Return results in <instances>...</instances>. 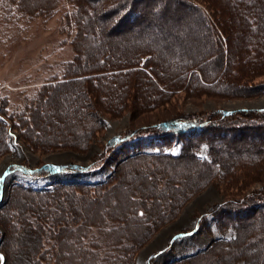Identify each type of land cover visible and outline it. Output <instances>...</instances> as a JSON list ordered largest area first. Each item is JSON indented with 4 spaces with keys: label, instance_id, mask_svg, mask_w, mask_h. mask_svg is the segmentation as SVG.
Instances as JSON below:
<instances>
[{
    "label": "trees",
    "instance_id": "obj_1",
    "mask_svg": "<svg viewBox=\"0 0 264 264\" xmlns=\"http://www.w3.org/2000/svg\"><path fill=\"white\" fill-rule=\"evenodd\" d=\"M150 1L0 0L4 13L27 19H51L68 5L62 31L73 49L60 77L43 84L20 111L9 112V99L0 96V157L12 151L10 127L38 150L86 152L107 114H143L180 91L190 97L264 91V83L254 85L264 76V0H162L155 9ZM177 9L185 21L170 13ZM156 22L159 28L152 27ZM66 98L73 100L59 112ZM48 105L49 115H63L69 125L44 126L48 118L40 112ZM244 135L262 140L236 144ZM222 136L232 143L223 152L216 141ZM118 150L124 157L105 180L12 184L0 204L3 264H135L137 251L211 183L237 190L197 216L198 227L220 236L168 264H264V185L247 190L264 180V108L130 129L108 139L84 166L20 163L7 171L78 176Z\"/></svg>",
    "mask_w": 264,
    "mask_h": 264
},
{
    "label": "rangeland",
    "instance_id": "obj_2",
    "mask_svg": "<svg viewBox=\"0 0 264 264\" xmlns=\"http://www.w3.org/2000/svg\"><path fill=\"white\" fill-rule=\"evenodd\" d=\"M162 3L164 4L162 0H151L150 7L155 9ZM170 7L174 9L172 4H170ZM67 8H69L68 5L63 4L51 19H27L8 15L0 7V96H6L9 99V112L20 111L25 106V102L43 84L47 83L49 79L59 78L60 76L56 75L61 74L62 64L72 58L71 38L66 32L62 31L64 12ZM170 13L178 15L179 20H186L183 15L186 13H182L178 9L172 10ZM163 16L165 17V15ZM159 19L163 18L159 16ZM172 25L170 24L169 32L177 35L178 33L174 32L175 28ZM137 27H141V25H137ZM152 27L159 28V24L156 22ZM130 32L133 33V29L127 31V33ZM147 33H150V31ZM116 34L121 36V33ZM214 53L216 51H213ZM263 83L264 76L258 79L254 85H262ZM73 88L75 90V87ZM72 100L69 98L61 100V103L57 105L59 112H61L60 109H63L64 101L68 103ZM257 108H264V91H260L258 87L253 88L250 92L241 91L234 94V96L203 94L198 97H190L189 93L180 91L174 94L169 102L163 106L143 114L138 115L126 110L119 116L105 115L107 122L105 128L103 131L98 132L97 139L95 138L91 142L86 152L62 147L50 148L45 151L38 150L21 140L17 132L10 127L8 136L12 151L0 157V204L5 202L10 187L18 180L32 182L41 187L49 186L57 181L77 180L79 177L84 181L92 182L105 180L106 176L113 171L117 162L124 157V153H121L122 150L115 151L107 158L106 162L101 164L100 168L94 170L95 172H82L78 176L75 175V172L57 171L33 178L18 170L11 169L8 172L9 166L20 163L31 168L42 163L84 166L89 164L91 159L101 152L102 146L108 139L124 131L145 125H154L185 115H209L217 110L238 111L239 109L256 110ZM48 109L49 105L40 112L42 116L48 118V120L44 119V126H51L55 129L56 127L64 128L65 125H69L67 121L63 122V115H59L58 119L55 114L49 115ZM33 124L35 128H40L36 122H33ZM261 140L260 137L244 135V137L236 140V144L242 142L259 143ZM216 141L221 152H223L226 145L232 144L228 138L223 136L216 139ZM263 185L264 180H260L251 183L247 190L262 188ZM234 192L236 193L237 190H226V186L224 187L221 184H209L203 191L193 196L174 219L161 226L137 251L135 264H148L150 261L152 264H168L175 258H181L186 254L205 248L221 233L217 230L208 233L204 228L198 227L196 223L197 216L207 212L214 205L233 198ZM210 221L213 222L212 219ZM1 232L0 228V238ZM225 235L230 236V233ZM0 255L3 257L1 247ZM152 256L154 257L151 258ZM0 264H3V260H0Z\"/></svg>",
    "mask_w": 264,
    "mask_h": 264
},
{
    "label": "snow or ice",
    "instance_id": "obj_3",
    "mask_svg": "<svg viewBox=\"0 0 264 264\" xmlns=\"http://www.w3.org/2000/svg\"><path fill=\"white\" fill-rule=\"evenodd\" d=\"M0 260H3V257H2V255H0Z\"/></svg>",
    "mask_w": 264,
    "mask_h": 264
}]
</instances>
